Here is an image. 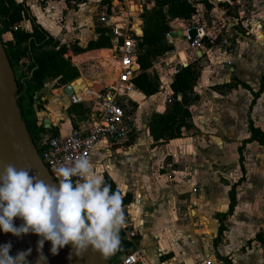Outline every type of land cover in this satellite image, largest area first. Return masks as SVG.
<instances>
[{"label": "rangeland", "instance_id": "obj_1", "mask_svg": "<svg viewBox=\"0 0 264 264\" xmlns=\"http://www.w3.org/2000/svg\"><path fill=\"white\" fill-rule=\"evenodd\" d=\"M114 1L115 3H119L120 7H118V5L114 7L110 4L109 12L106 14L102 11L104 4L102 0H87L84 4L79 5H75L74 2H71L69 6L63 1L46 3L42 6V9L44 11L48 8V11H45V15L42 19L45 20L53 30L60 33L59 36L55 33L54 35L48 33L35 21V18L31 17L27 12L24 20H22L17 26L19 29L27 31L26 26L28 25V22L30 25L35 24L51 36L56 42L66 44L68 46V52L66 56L61 57V63L65 64L67 67H64L63 69H67L69 66L77 69L80 76L77 77L74 82L80 85L83 80L91 82L93 77L95 79V66L92 64L94 62L89 56L84 55H88L89 52L96 53V51L100 52L111 48V45L106 41L110 29L108 25L102 21L103 16L109 15L112 8H114L115 12H117L118 9H121L122 11L129 10L130 14L133 15L130 17V22L136 23V18L139 17L142 22V28L144 27L141 17L143 12L150 11L145 9V4H148L150 0ZM194 1L196 12L190 22L183 23L178 20L166 18V26L170 28V30L173 27L184 29L192 24L198 23L204 33L208 36L206 39L207 41L203 44L207 45V48L209 44H216L223 39H228L233 46L232 53L236 52L235 54L239 55L238 60L241 59L242 61L249 62L256 61L257 67L260 69V72L258 73L259 79V74L261 75L264 72V0H225L222 2H216L215 0ZM204 2L211 4L212 9H215V12H213L212 9L209 10L206 8ZM140 4H143L144 6L143 11L139 6ZM133 5L135 6V9H137L135 12L129 9L130 6ZM79 10L81 11L80 15H78ZM241 11H244L245 20H248V23L246 24L247 29L241 24L239 17ZM252 26H254L256 30L258 40L255 39L254 36L247 34ZM227 30L229 31L227 32ZM12 32L16 31L12 28ZM235 33L240 35L237 36ZM91 34H95V37L93 40L88 41ZM77 35H84L83 38H85L87 43L99 41L100 46L89 52L75 53V47L84 48L87 46V43L83 44V47L79 45L80 40L77 39ZM10 41H13L11 33H6L2 36V43ZM171 46L173 47V51H163L158 53L155 57L154 64L162 65L166 59L171 58L174 69L180 65L181 61L185 62L184 64H197L200 70L203 68L212 69L217 64L221 65L213 59V55H210L209 52L204 53L203 58L199 59L198 55H195V49L182 40L177 41L175 45ZM27 47V44H24L23 49L21 50L23 53L21 65L25 73H27V68L30 66L29 60L31 59ZM51 48V46H46L37 49L33 53L35 56H40L42 52L50 50ZM178 53L179 55H177ZM94 56L96 55L94 54ZM222 64L226 63L223 62ZM201 66L204 67L202 68ZM110 67L111 61L106 70L107 73H110ZM249 71V77L247 78L249 84L256 86L258 84L257 69L254 66H251ZM102 78L107 79L108 82H110V76L108 74H104ZM58 80L59 77L48 78L45 81L44 87L49 89L56 88ZM231 84L234 85L235 81ZM131 95L133 94L131 93ZM41 103L42 102H40V104ZM40 104H36V106L41 107ZM79 109V112L83 111L82 107H79ZM133 109L134 106L132 105L130 108V114ZM87 110L92 112L94 111V107H88ZM38 113H40V110L36 113L37 121L40 120V115ZM244 120L245 117L240 109L236 114V127L232 129V131L227 129L226 132H222L218 129L217 132L227 134L233 140L238 141L239 139L248 136L246 127H244ZM177 149H174L171 154L165 156L166 163H171V160L176 158L177 154L178 158L174 159L175 163H173V171L177 172L176 169L181 168L180 166H184L183 169L185 171L190 167L185 161L191 156L187 154L181 155L179 147ZM212 152L215 153L216 160H220L221 158L230 168L235 167L231 156H233V160L237 162L238 156L236 152H232V154L228 152L226 153L225 148L216 147ZM201 153L204 155L207 152L202 151ZM243 156L245 178L244 181L235 188L237 204L233 214L224 220L223 224L226 227V230L220 239L221 241L213 246V248L217 259H219L220 255L223 258H227V260L230 259L232 264H264V244L259 241V238L264 241V146L255 143L253 149L246 150V152L243 151ZM178 162H181L180 165H178ZM126 165L127 164L125 163V167ZM197 165L200 166V163L197 162ZM216 165L217 164H212L208 167V177H211L209 182H212V179L216 178L219 186H209L205 193L206 198L202 200L203 202H206L205 204H207V206L203 205L202 209H199L198 217L195 220L198 224L204 225L202 226L206 233V236H204L206 241L210 240V242H212L211 239L214 236L215 230V235L217 234L219 215L228 211V192L232 185L235 184L241 176L240 172L238 175H235V170H233L232 174H225L224 171L221 173L218 167H215ZM119 170L124 173L123 168L119 167ZM155 170L158 172H164L162 165L157 169L155 168ZM95 171L98 172L97 169H95ZM198 175L201 176V174ZM150 184L151 182L149 181V185ZM192 186H194V184H191V187ZM191 187L188 185V187L186 186L184 188L186 189V196L189 194V191L187 192V190H190ZM155 189V187H148L147 190H141L140 196H138V198L133 197V202L123 208L126 217V227L124 231H122V229L121 231L124 233L128 245L120 250V254L115 262H117L124 254H128L129 251H138L141 255L140 264H159L156 259V251L158 250L159 245L155 243L152 236L160 234L159 231L162 230L159 228L162 226L160 216L162 217L165 214L167 215V222L165 221L166 228H164V231H171L168 233L169 237L167 234L165 235L167 236L166 238L161 235V241H166L169 245V247H166L169 249L165 248V250L171 252L170 256H177L178 251L185 248L181 239L186 231L189 230V225L178 222L170 210L165 213H158L156 212L157 210L153 209L159 202V199H162V197L155 192ZM211 199H215V201L213 202ZM191 204L190 214L193 216L195 213L192 210H197L198 206H196L195 202ZM221 204H225V207L220 206ZM130 210H132L131 213H129ZM159 214L162 215L158 216ZM159 220H161L160 223ZM140 225H142V229H139ZM193 235L198 237V239L200 238L198 228H194ZM225 240L226 243L224 242ZM220 246L226 247V250L222 253L223 255L218 251ZM205 249V246L201 245V250L204 251Z\"/></svg>", "mask_w": 264, "mask_h": 264}, {"label": "crops", "instance_id": "obj_2", "mask_svg": "<svg viewBox=\"0 0 264 264\" xmlns=\"http://www.w3.org/2000/svg\"><path fill=\"white\" fill-rule=\"evenodd\" d=\"M15 1L17 3L23 2V0ZM222 1L225 0H220V2ZM48 2L53 3L57 1ZM113 3L115 5L118 4V7H120L119 3H115L114 0H111L112 5ZM24 5L28 10L27 13H29L31 17L35 18V21L48 33H51V35H54V33L58 34V36L60 35V33L53 30V28L42 19L45 15V11H48V8L43 11L42 5L37 0H26ZM139 6L143 11V4H140ZM153 6L154 3L150 0L148 4H145V9L151 10ZM136 10L137 9H135V6L133 5V11L135 12ZM212 10L215 12V9ZM80 14L81 11L79 10L78 15ZM130 16L133 15L130 14ZM138 21H141L139 17L136 18V22ZM26 30L31 32V25L29 22L26 26ZM182 30L183 29H179L178 27H173L170 32ZM228 31L229 30H227V32ZM235 34L237 36L240 35L238 33ZM94 35L95 34H91L88 41L93 40L95 37ZM83 37L84 35H77V39L80 40L79 45L82 47L83 44L87 43ZM179 40L180 39L178 38L175 39L174 44L172 45H175ZM204 47L205 49H201L202 51H198L194 48L195 55H198L199 59H202L204 53L209 52L210 55H213V59L215 61H217V58L220 57V61H217V63H220L221 65L217 64L212 69L203 68L204 66H201L203 69L200 70L196 64L199 70V77L193 91L198 96V100L193 102L188 108L191 115V129L183 130L182 137L179 139L152 146L153 142L150 139L148 128L149 120L153 114H162L165 112L167 101L171 96L170 84L173 81L175 69L171 58H168L164 61V64H153L149 70L151 74L156 76L159 83V89L155 95L146 97L137 89L132 93L133 95L130 94L131 100H129V104L131 107L133 105L134 109L131 114L130 110L128 112L131 120L130 126L132 128V135L130 136L128 142L121 145H113L110 148L109 153L106 151V145L99 144L94 148L90 157L94 169L98 170L97 173L108 175L115 183L116 187L119 188L122 195L130 193L134 198H138L141 190H147L148 187H155V192L158 193L162 199H159V202L153 209L157 210L156 212L158 213H165L170 210L178 222L189 225V230L186 231L185 235L181 239L185 248L183 250H179L177 256H170L171 252L165 250L166 247H169L168 243L166 241H161L162 236L165 238L167 236L169 237L168 233L170 230H167L166 232L164 231V228H166L165 223L167 222V215L165 214L162 217L160 216L162 214L158 215L162 220V226L159 227L162 230L159 231V235L155 234L152 238L155 243L159 245L158 249L162 250L164 254L162 257H158L156 251V259L159 264H172L174 261L180 260L181 252H185L187 255L193 256L194 258L202 257L204 254H209L212 256V264H225L221 260V258H223L222 256L219 255V259H217L213 248V246H215L214 241L217 235H215L216 230L214 231V236L211 239L212 242H210V240L206 241V233L202 227L204 225L198 224L195 220L198 217L199 209L201 210L203 205L207 206V204H205L206 202H203L202 200L206 198L205 193L209 186H219L216 178L212 179V182H209L211 177H208V167L212 164H217L218 166L216 165L215 167H218L221 173L224 171L225 174H232L233 170H235V175H238L239 172L241 174V171L238 160L235 162L233 160V156H231V159L235 167L230 168L222 161L221 158L220 160H216L215 153L212 151L215 147L225 148L226 153L228 152L232 154V152H236L239 157L238 148L242 145L244 140L249 138L248 118L252 120L256 127L264 132V93L259 96L254 106L249 111V105L252 100L251 94L241 87L232 89L226 88V86L231 84L234 80H239L240 82L247 84L252 91L257 92L260 85V79L264 76V72L261 75L259 74L258 79L260 69L257 67L256 61L249 62L242 61L241 59L238 60L239 55L235 54L236 52L227 55L226 51L221 48L213 47V49H211L209 47L207 48V45H204ZM90 53L91 52H89L88 55L94 62L92 64H99L102 67V71L95 73V79L93 77L90 83L93 88H101L110 83L107 79H103L102 76H104V74H108L110 76V73L106 72V69L102 64L104 60L101 59L99 61L97 58L91 57ZM177 55H179V53ZM186 56L188 57L187 54ZM166 62L170 64V67H165ZM223 62L226 64H222ZM184 63L185 62L181 61L180 65L183 66ZM251 66H254L257 69L258 84L256 86L249 84L247 79L249 77V68ZM82 82L85 84L88 83V81L85 80ZM64 87L65 86L60 88L56 87L53 89L44 87L37 93L36 97V104H40V102H42L40 104V113H38L40 115L38 124L42 125L45 120H49L51 128H55L58 134L61 135L69 134L72 129L80 127L89 117H93L100 111L99 103L92 98L87 99L82 104H70L68 96L63 91ZM90 105L94 107V111L90 112L88 110L89 114L87 115L86 113L82 115L81 112H79V107H82V109L86 111L88 107H91ZM240 109L245 117L243 123L248 132V136L236 141L227 134L217 132L218 129L222 132H226L227 129L232 131V129H234L237 125L236 114ZM254 144L255 142L246 144V147H243L242 154L243 151L246 152V150L253 149ZM178 147L181 155L187 154L191 156L187 161H185L190 167L184 171V166H180L181 168H177V172H175L173 171V163H175L174 159L178 158L177 154L176 158L171 160V163H166L165 156L171 154V152ZM202 151L207 153L203 155L201 153ZM197 162L200 163V166L197 165ZM125 163L127 164L126 167ZM180 163L181 162H178V165H180ZM161 165L164 168V172L156 171L155 168L157 169ZM119 167L124 169L123 172L125 174L119 170ZM198 174H201V176ZM149 181L151 182L150 185ZM191 184H194V186L191 187ZM188 185L191 188L190 190H187V192L189 191V194L186 196V189L184 188L186 186L188 187ZM193 188H199L201 190L200 194H192ZM211 201L214 202L215 199H211ZM194 202L196 206H198V211L192 210L195 213L192 216L190 214V210L192 206L191 203ZM220 206L225 207V204H221ZM131 212L132 210L129 211V213ZM182 213H187L184 220L179 219ZM161 220H159V223ZM194 228H198V232L200 234L199 239L193 235ZM139 229H142V225H140ZM166 234L167 236H165ZM187 236H190V238H187ZM224 242L226 243V240ZM201 245L205 246L206 249L204 251L201 250ZM225 250V246H220L218 248V251L221 254ZM228 260L232 264L231 260ZM188 264H192L191 259H189Z\"/></svg>", "mask_w": 264, "mask_h": 264}, {"label": "trees", "instance_id": "obj_3", "mask_svg": "<svg viewBox=\"0 0 264 264\" xmlns=\"http://www.w3.org/2000/svg\"><path fill=\"white\" fill-rule=\"evenodd\" d=\"M26 0L22 3H17L15 0H0V41L2 42V36L6 33H11L13 41L2 43L6 56L11 65L15 80H16V92L17 106L21 119L26 127V130L30 136V139L35 146L37 153L40 154L38 143L41 140V135L45 133L43 125L38 124L36 119L37 111L41 110V107L36 106V94L43 89L46 79L57 78L56 87H63L71 84L77 77L80 76L79 72L75 68L63 69L67 67L61 63V57L66 56L68 52V46L66 44H60L56 42L51 36L44 32L40 27L35 24L31 25V32L17 29L16 32H12V28L15 25L24 20L27 9L24 5ZM42 6L48 1H63L67 6L71 2L75 5L83 4L87 0H37ZM102 11L106 14L109 12L111 0H102ZM120 1V0H119ZM216 2H220L215 0ZM194 0H153L154 6L150 11L143 12V35L141 37L140 47L145 48L144 52H141L137 58V64L139 65L140 73L134 77L132 83L134 87L146 97L155 95L159 89V83L155 75L151 74L149 70L155 62V57L160 52H172L173 47L167 44L165 36L171 30L166 26V18L172 20H178L183 23H188L192 19L196 12ZM206 8L212 9L211 4L204 2ZM106 41L110 44L109 37ZM207 40L204 39L203 43ZM27 44V50L30 53V66L27 68V73L24 72L21 60L23 45ZM51 46L50 50L42 52L40 56H35L33 53L37 49ZM100 46V42H89L86 47H75V53L89 52ZM210 44L208 45V47ZM32 54V55H31ZM94 54L96 56H94ZM84 56H89L85 54ZM91 57L106 58L103 61L105 69L109 67V52L100 51L96 53H90ZM96 63V62H95ZM95 65V73L102 71V67L99 64ZM199 77V70L196 64L189 63L186 66L179 65L175 69L173 81L170 84L171 96L167 101L166 110L162 114H153L149 120V136L153 142L152 146L158 144L168 143L171 140L179 139L182 137L183 130H189L192 128L191 115L189 112V106L198 100V96L193 93V88ZM235 84H229L226 86L228 89L241 87L247 90L252 100L249 105V111L254 106L259 96L264 93V76L260 79V85L257 92L251 90V88L239 80H234ZM80 106V105H79ZM89 114L88 110H83L81 114ZM248 132L249 138L242 142V145L238 148V162L241 171V177L235 184L232 185L228 192V211L219 215V227L217 230V236L214 241V245H217L221 240L223 233L226 230L224 226V220L233 214V211L237 204L236 190L235 188L244 181L245 169L243 166V147L255 142L260 146H264V132L254 125L252 120L248 118ZM47 133L57 135L58 132L55 128H51ZM105 181L112 186V191L115 192L117 187L115 183L110 179L108 175H103ZM133 202V196L130 193L123 195V207ZM121 246L120 249L112 255L107 261L110 264L116 263V259L120 254V250L127 246L126 237L124 233L120 232ZM264 244V241L259 238ZM132 252V251H129ZM225 264H231L229 260L221 258Z\"/></svg>", "mask_w": 264, "mask_h": 264}, {"label": "clouds", "instance_id": "obj_4", "mask_svg": "<svg viewBox=\"0 0 264 264\" xmlns=\"http://www.w3.org/2000/svg\"><path fill=\"white\" fill-rule=\"evenodd\" d=\"M53 172L58 185L30 174V168L17 169L12 164L3 168L0 230L16 237L36 234L40 237L38 252L50 241L52 255L70 244L69 259L72 255L83 258L91 250L107 261L120 249V232L126 227L121 191H112L87 155L66 157ZM16 218L23 221L19 227L14 223ZM11 247L10 242L0 245V264H26L31 249L13 257ZM40 260H46L42 253Z\"/></svg>", "mask_w": 264, "mask_h": 264}, {"label": "built area", "instance_id": "obj_5", "mask_svg": "<svg viewBox=\"0 0 264 264\" xmlns=\"http://www.w3.org/2000/svg\"><path fill=\"white\" fill-rule=\"evenodd\" d=\"M117 5L113 3L112 6L116 7ZM130 17L129 10L122 11L118 9L115 12L112 8L111 13L102 18V21L110 29L108 35L111 42V48L108 50V58L111 61L110 83L101 88L85 85L84 90L75 91L68 96V101L72 105L82 104L89 98L94 99L100 105L98 114L89 117L80 127L72 129L67 135H52L47 133L51 129L50 125L46 129L43 127L45 133L41 135V140L38 143V149H40L38 155L56 185H58V180L53 168L63 163L66 157L77 158L83 154L90 158L92 151L99 144L106 145V151L109 153L113 145L128 142L132 135L131 120L128 114L130 110L129 100H131L130 94L136 90L132 80L139 73L137 58L141 52L145 51V48L140 47L142 23L141 21L132 23ZM239 17L241 24L247 29L248 20H245L244 11L239 13ZM253 28L252 26L247 34L258 40ZM13 29L16 31L18 26L15 25ZM181 35L183 41L198 51L205 49L203 40L207 39L208 36L198 23L184 28ZM166 40L172 45L175 39L170 38L167 34ZM213 47L221 48L226 51L227 55H230L233 50L232 43L228 39H223L209 46L211 49ZM102 59L106 60V58ZM217 59V61H220V57ZM165 67H170V64L166 62ZM72 84H76V82ZM81 84H84V82ZM200 191L199 188H193L192 194L199 195ZM186 214L182 213L179 219L184 220ZM124 230L125 227L122 228V231ZM187 238H190V236H187ZM157 255L162 257L164 255L163 251L158 249ZM189 259L192 260V264H212L213 261L212 256L209 254L194 258L185 252H181L180 260L174 261L172 264H188ZM140 261V252L134 251L124 254L115 264H140Z\"/></svg>", "mask_w": 264, "mask_h": 264}, {"label": "water", "instance_id": "obj_6", "mask_svg": "<svg viewBox=\"0 0 264 264\" xmlns=\"http://www.w3.org/2000/svg\"><path fill=\"white\" fill-rule=\"evenodd\" d=\"M130 10L133 11V6L130 7ZM168 36L173 39L178 38L183 40L181 31L170 32ZM186 65L184 64L183 66ZM86 85L89 86L92 84L88 82ZM83 86L84 84H68L63 88V91L67 96H70L75 91L81 90ZM15 92L16 80L2 42L0 41V174H2L3 168L6 165L12 164L17 169L30 168V174H38L41 179L56 185L42 164L21 119ZM49 125V120L43 122L45 129ZM14 145H19V148L14 147ZM14 223L19 227L23 221L16 218ZM39 239L40 237L33 233L16 237L11 233L5 234L0 230V245L10 242L12 245L10 255L13 257L18 252L31 249L30 255L26 257V264H110L108 261L100 259L99 254H94L91 250L85 253L83 258L72 255V258L69 259V254L72 252L70 244L60 249L58 255H52L51 242L45 241L41 252H38ZM41 253L46 257V260H40Z\"/></svg>", "mask_w": 264, "mask_h": 264}, {"label": "bare ground", "instance_id": "obj_7", "mask_svg": "<svg viewBox=\"0 0 264 264\" xmlns=\"http://www.w3.org/2000/svg\"><path fill=\"white\" fill-rule=\"evenodd\" d=\"M254 27V26H253ZM254 30H255V28H253ZM255 32H256V30H255ZM263 32V31H262ZM256 35H257V33H256ZM85 85L86 84H84V86L81 88V90H84V87H85ZM90 87H92V85H89Z\"/></svg>", "mask_w": 264, "mask_h": 264}]
</instances>
